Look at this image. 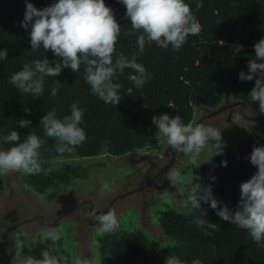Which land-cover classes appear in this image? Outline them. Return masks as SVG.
<instances>
[{
    "label": "trees",
    "instance_id": "obj_1",
    "mask_svg": "<svg viewBox=\"0 0 264 264\" xmlns=\"http://www.w3.org/2000/svg\"><path fill=\"white\" fill-rule=\"evenodd\" d=\"M38 9L51 6L57 0H28ZM202 7L197 11V0H186L193 14L203 25L200 35H189L180 51L171 46L163 49L155 43L145 45V50L137 56V62L151 73V79L137 89L129 79L135 73L125 69L118 76L121 83V102L117 105L105 104L90 93V85L85 82L83 66L80 72L64 69L57 77L45 78L44 97L33 98L21 94L9 80L15 72L22 69L25 62L35 59H58L51 51H31L30 31L20 26L25 13V0H0V50H8V59L0 61V129L5 133L17 131L21 141L30 132L40 136V120L52 108L57 110L58 118L70 115V106L78 102L84 111L85 142L80 150L71 155L92 156L102 150L108 156L120 157L137 149L153 145L158 135L152 117L169 114L180 115L185 124L195 118L194 104L214 109L223 100L222 82H227L230 97L250 106L254 102L248 96L254 87L253 81L242 82L238 76L247 73L248 63L255 56L254 45L264 38V0H201ZM113 9L121 23V34L116 46L117 54L131 59L138 52L137 37L131 22L125 17L126 8L119 0H105ZM131 32L132 34H127ZM223 41V42H221ZM233 45H243L239 54L234 53ZM59 80L62 84L56 97L50 95L51 88ZM132 93H128V88ZM31 110V114L25 112ZM29 119V128H20L17 122ZM248 136L240 142L233 152H224L211 160L192 167V183L211 184L215 198L235 210L240 200L241 182L251 178L256 168L248 157L254 146H264V120L247 126ZM42 138V137H41ZM41 149L42 158H53V146L47 144ZM3 149L12 145L0 143ZM227 166H222V161ZM44 168H52L45 175H20L22 185L36 195L75 179H85L87 170L80 165L52 167L46 163ZM200 177V180H199ZM215 177V180L212 179ZM223 205H221L222 207ZM206 212L192 210L182 215L169 210L158 216L161 233L175 242L172 247L153 251L149 238L140 231L120 232L98 237L97 245L104 264H165L167 256H178L186 264L199 259L201 264H264V247L258 246L246 230L222 221L210 205L202 204ZM196 216L217 223L219 230L207 227L201 229L194 223ZM50 241L41 243L37 238L31 255L41 259V251L47 250ZM52 255L64 256L71 261L62 242Z\"/></svg>",
    "mask_w": 264,
    "mask_h": 264
},
{
    "label": "clouds",
    "instance_id": "obj_2",
    "mask_svg": "<svg viewBox=\"0 0 264 264\" xmlns=\"http://www.w3.org/2000/svg\"><path fill=\"white\" fill-rule=\"evenodd\" d=\"M125 8V17L131 22L133 32L140 33L137 37L138 52L129 59L123 54H117L116 46L122 31L121 23L117 20L112 8L105 4V0H57L51 6L38 9L25 0V13L20 26L25 30L31 29V51H51L58 59L50 61L46 56L25 62L22 69L12 74L9 83L21 94H28L33 98L44 97L45 78L57 77L64 69L73 73L80 72L83 66L85 82L90 85V93L105 104L117 106L121 100V83L118 76L123 75L125 69L135 74L129 79L135 88L140 89L151 79V73L145 66L137 62V56L145 50V45L155 43L157 46L173 51H180L187 42L189 35L198 36L203 25L193 14V10L186 0H119ZM201 0H197L196 10L202 7ZM127 34H132L131 32ZM223 42V41H221ZM243 45H233L234 53L239 54ZM255 56L249 60L248 71L239 73L242 82L253 81L254 87L249 93L252 102H259V112L264 114V38L254 45ZM8 59V50H0V61ZM62 84L55 80L50 95L56 97ZM128 88V93H132ZM84 109L78 102L70 106V115L58 118L57 110L52 108L43 115L40 126L44 136L56 142V152L63 157L65 153L74 154L77 147L86 140L83 116ZM29 115L31 110L25 108ZM240 116H237L239 119ZM156 126L158 138L170 149L188 157L187 163L200 167L199 160L205 152L212 153V157L223 155L227 142L222 138V130L199 124H185L180 115L174 117L162 114L152 117ZM20 128H29L32 121L21 119L17 122ZM0 143L12 145L7 149H0V176L19 173L23 176L48 175L52 168H44L41 149L46 141L30 131L21 141L20 134L11 130L5 133L0 129ZM256 172L250 179L240 183V200L235 210L223 201L215 198L211 184L192 183L189 177L181 175V171L171 168L166 179L175 186L183 199L181 206L189 212L199 210L206 212L202 204L210 205L216 215L225 222L246 230L252 241L264 247V146H254L248 157ZM211 160V159H210ZM209 160V161H210ZM227 166V161L221 162ZM215 180V177H212ZM188 181L190 187H185ZM101 191L110 192L112 188L105 182ZM221 205H223L221 207ZM97 221L95 235L102 238L112 235L121 228V221L114 210L97 215L93 212L90 218ZM193 223L198 228L219 230L217 223L196 216ZM63 233L54 227L47 228L41 236V243L50 241L47 250L41 251V259L31 254H25L26 242L15 239L9 254L14 252L11 264H69L68 258L52 255L58 250L56 245ZM96 241H93L95 246ZM31 251V249H29ZM71 264H91L88 258L74 255ZM165 264H186L178 256H167ZM192 264H201L199 259Z\"/></svg>",
    "mask_w": 264,
    "mask_h": 264
},
{
    "label": "rangeland",
    "instance_id": "obj_3",
    "mask_svg": "<svg viewBox=\"0 0 264 264\" xmlns=\"http://www.w3.org/2000/svg\"><path fill=\"white\" fill-rule=\"evenodd\" d=\"M220 87L223 91L220 106L209 109L194 104L195 118L191 124L203 123L221 129L222 138L227 142L224 152H233L247 139V126L264 120V114L259 112L258 101L245 106L233 100L226 81ZM40 131V137L54 150L53 158L46 163L52 167L80 165L87 170V177L36 195L22 185L19 173L0 176V264H11L14 252L9 254V249L15 239L24 240L27 245L24 253L31 254L37 238L49 227L63 233L60 241L70 261L74 255H79L88 258L91 264H104L95 235L98 223L90 216L93 212L100 215L109 210L117 213L120 232L144 233L154 252L175 245L161 233L157 219L169 210L190 214L181 206L182 195L166 179L167 172L176 168L191 180V168L197 166L188 164V157L170 149L159 138L153 145L120 157L108 156L102 150L92 156L65 153L60 157L55 150L56 142L44 136L42 126ZM0 149H3L1 145ZM78 150L80 147L75 151ZM212 155L203 153L199 163H205ZM105 182L112 191H101ZM184 186L190 187L189 182L185 181Z\"/></svg>",
    "mask_w": 264,
    "mask_h": 264
}]
</instances>
